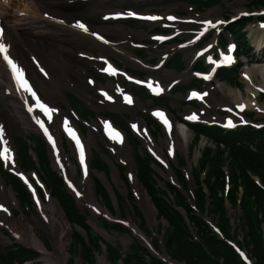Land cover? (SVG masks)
I'll list each match as a JSON object with an SVG mask.
<instances>
[{"label":"rangeland","instance_id":"374dc122","mask_svg":"<svg viewBox=\"0 0 264 264\" xmlns=\"http://www.w3.org/2000/svg\"><path fill=\"white\" fill-rule=\"evenodd\" d=\"M53 0H39L40 3L46 4L49 7L52 8L54 5L52 3ZM60 2V0H58ZM65 1V0H64ZM111 3V6H108L105 4V0H92L90 3H73L71 5H67L63 7V11L66 14L64 17V24H68V21H70L71 18H81L90 24L96 26L101 30V26H110L111 27H117L118 25H124V21H102L99 19V15L102 11L108 10H116L121 9L124 7V2L117 3L113 2L112 0H109ZM255 2V3H253ZM109 3V4H110ZM172 5V4H171ZM187 5L185 3V7L182 3H180V6H178L177 10L180 13H187L184 16H196L198 14V17H205L206 14L213 13V16H219L224 17L227 22L222 21L223 26L220 27V36L223 39V42L227 40V38H230V32L232 29L237 25L238 22H246L243 25L242 31L244 34L247 32V35H249V40L247 39L246 43L242 40L239 43L238 52L242 55H239V57L236 58L238 61V64L241 65L239 68V71L236 73L233 67L227 69L223 68L220 70L213 71L214 80H207L205 78V74L212 73L210 71V67L212 64V61L208 59V55H214L215 59L216 57L221 56V52H226V47L221 48L217 50L216 53H211L210 51H206L201 57H202V63L199 64L198 62H195L194 67H189L194 63V51L201 50L200 47L195 48H189L187 47L183 42L184 39L190 38L189 35L197 30L200 26V22H192L189 24H180L176 25V29L178 31H183V39L175 38L171 39V41L165 42V45L167 46H173V50L171 52L170 58L174 60L171 62L169 59L166 61V64L161 67V71L158 69L156 71H150L149 69L144 70L137 67V69L146 72V74L161 82V84H166L170 81L171 77H180L182 80H180V84H186L184 87V90L178 88L175 89L171 94H168L169 92L163 93L162 92V98L159 97L156 98H149L147 95L144 94L141 90H138L136 93H138L141 97V103L139 101V97L135 96L134 98L137 100L136 105L131 106L132 102L130 100V103H124L123 99L119 96H117V99L113 102L109 103H102L98 100V98H95L97 96L96 94V88L95 86H88L83 84H77L76 80L73 79L75 85L73 88L66 85L64 82H60L61 78H63V73L72 74L67 69L66 64L68 65H76V69L78 67H83L84 70L89 74H94L96 78L99 77L98 74L94 71V66L92 62H89L86 59H78L76 57V53L78 51L85 52V53H93L94 55H105L110 58L116 59L119 62L123 63V58L117 54L116 51L113 52H105L101 48L97 46L93 47H86L84 46L81 41L76 37V35L72 32H54L53 34L45 33L47 29L49 28L45 26L44 22L38 21L35 23H28L26 21H20L19 18H12L9 13L11 11L10 8L7 9V13L3 14L5 17H3V21L5 24L6 29V35L7 37H10L9 40L12 43V47H16L20 50L21 43L19 39L22 38L23 42L29 47L28 54H34L38 57V59L41 61L44 67L49 72V75L54 76V83L56 86H52L48 93L50 96L48 98L55 104L60 107V109L63 112H68L70 117L74 119V115L70 112L66 105L67 99L69 104L72 106L74 112L78 115H80L83 119H89L91 122V127H88L86 124H81L80 129V138L85 144V148H88V152H86L87 162H88V168L91 174L92 179H100L105 183L104 181V175L100 171H96L95 169L91 168L90 162L93 157V155L98 154L100 158L108 165L110 172H109V182L112 184V187L117 189V191L123 196L122 201L118 203L117 205H107V208L105 209L103 199L100 197L99 193L95 192V197L97 198L101 208L103 211H101L97 215H93L88 207L85 205H82L80 201L75 197L73 192L67 187L66 180L63 178L61 174L57 172V170L53 167L52 168L57 172V174L63 179L64 181V188L66 187L67 192L73 197L76 205L78 208L84 209L88 213V219L86 221L95 228V232L100 235L104 240L107 242H110L113 245H117L119 247L118 255H116L115 252H112V250H109V254L115 256L114 261L117 264H125L123 257L126 253V246L129 245L131 238L138 239V242L140 244H143L145 247L151 248L149 249L150 253L154 256L157 253H160L162 257L166 258L168 257L169 260L167 262H173L174 264H190L189 262L174 257V252L176 250V247L178 245L180 246H187V243L189 241L199 242L200 240H203V236L208 235V231H202L200 229H196L193 227L192 224H190L188 219V213L191 212L192 214H195L197 217L203 219L205 223L208 225V227L212 230V232L221 240L224 239L223 231L225 230L229 233L231 232L233 238L227 239L226 244L230 245L231 248L243 259L247 260L246 258L250 259L251 262L255 261L254 257L250 254L251 249L253 248V244L249 243L248 245V252L245 247L240 246L237 241H242L243 239L248 238V234L251 236V240L257 242L259 241V238H264V224H263V217L262 213L260 211H257V218H255L252 215H245L244 214V208L242 206V200L243 195L245 200H247V206L251 207L250 197H247L245 194V186L242 183V180L239 179L236 187L231 188L232 184H228L229 180L231 179V173L232 171H237V169L233 168L231 157L227 150H223L222 152V162L220 164V172L221 176L219 179V182L222 181L221 185H217L215 187V195L217 198L222 199V202L224 201L225 206V218L228 222V227H224L221 225V218L223 215L218 214L219 209L215 207L214 201L210 197V191L209 187L210 185L214 184L216 182V176L214 174H209V168H210V162L209 158L212 156V153L208 154V160L206 163L201 167L200 169L196 168V164L199 161L200 157L204 154V148L208 145H205V139L201 138L199 140L196 139L195 135L193 134L192 130L189 128L187 129V137L182 138L181 131L183 126L180 125L175 119L177 117L178 121L183 120L186 122H205L208 124H217L219 126H222L227 113V108L231 107L233 111H239L237 107H240L238 103L240 101H243L245 103H249V99L252 98V96L249 93V88L253 90H257V88H260V91H257L258 94V106L257 107H245V111L243 113V120L242 121H235L233 122V128L238 126H244L246 124H251L255 127H260L258 130H261V127H263L264 130V88H262V74L260 70H255L253 75V81L248 82L245 78L243 72L246 69H250L254 66V64L258 61V66H264V60L263 54L264 52L262 49H259L260 44H256V38L254 37L256 34L260 35L262 34V41H264V31L259 26L258 21L262 20L261 17H264V5L260 2V0H220L219 3L213 5L210 8L207 9H199L197 10L196 7H194L192 4L189 3V5H192V9H188ZM110 7V8H109ZM199 11V12H197ZM203 11V12H202ZM87 13H92V17L88 18L86 15ZM234 24L233 26L228 25V23H231L230 21L232 19ZM223 20V19H222ZM264 20V19H263ZM13 24L12 26H10ZM8 25V27H7ZM63 25V23H61ZM10 26V27H9ZM34 27V30H40L38 33H32L29 28ZM145 30H150L149 26L144 27ZM102 31V30H101ZM169 30L163 29L162 32L157 28L158 34H166ZM246 31V32H245ZM103 32V31H102ZM156 32V31H154ZM107 34V33H106ZM27 35L28 38L25 36ZM110 35V34H108ZM147 35H139L138 37L142 40H149L147 38ZM112 38H117V36L110 35ZM257 37V36H256ZM239 40V41H240ZM116 41V40H114ZM36 43L40 47H42L43 51H39L36 48L32 47V45ZM147 43H149L147 41ZM223 44V43H222ZM236 44H238L236 42ZM126 45V44H124ZM123 45V47H124ZM246 47L247 49L243 48ZM157 49L150 51V54L148 55L147 59L152 58L153 56H156ZM153 51V53H152ZM160 53V52H158ZM138 56H141L143 58L147 57V51L145 49H141L136 52ZM22 55L25 56L24 52H22ZM159 55V54H157ZM200 57V58H201ZM198 58L197 61L200 59ZM49 59H52L53 63L49 62ZM156 60V59H155ZM155 60L153 63H155ZM113 61V60H112ZM170 61V62H169ZM28 62L29 58H28ZM57 62V63H56ZM114 62V65L117 68L125 70L128 73L135 74L133 70L124 68V65ZM153 66V65H151ZM166 66V68H165ZM198 68L201 70V74L192 76V71ZM160 72H166V74L169 73V78L164 77L162 75H159ZM36 77L38 79H41V75L37 73L35 70ZM218 75L220 76L219 79H217ZM74 76V75H73ZM171 76V77H170ZM145 77V76H141ZM123 77L120 75L118 77L119 83L123 82ZM204 84H203V82ZM113 82V79H106V83ZM125 82V79H124ZM45 83L49 84L50 82L45 79ZM127 87H131V89H136L135 85L126 82ZM35 87H37V82L34 81ZM61 88V94L59 95L58 89ZM193 87L200 89L201 93L205 90H211L210 94L215 96V99H212V102L214 105L206 106L205 102L197 97H192L189 95V93L192 91ZM216 87V89L214 88ZM1 89V87H0ZM65 90H74L76 94H80L81 97L79 99L82 101V103L79 101V99L72 95L67 94L65 98ZM91 92H94V94H91ZM241 93V98L238 96V93ZM182 93V94H181ZM168 95V96H167ZM210 95V96H211ZM92 98H91V97ZM164 97H168L169 99H165ZM0 104L2 106V110L5 112V114H8L7 120L9 125L11 126L9 130L10 140L11 144L13 146H16L14 143V139L17 142L18 138L21 137L22 139L26 138L27 142L31 146L32 149H36L35 140L33 137H31L29 134L36 132L34 128L26 124L24 121H22L19 114L14 113V106L10 104V98L8 95L6 96H0ZM65 98V99H64ZM88 99H91L90 101ZM156 102H159L160 104L164 106H168L173 114L169 113L173 116L172 118V129L174 132H178V138L182 141H185V143H176L174 150L170 151L169 147L166 144L167 140V134L163 131V128H161L159 121L157 118L153 115L152 111L150 110L152 107L156 106ZM169 102V103H166ZM189 102H193L195 105L194 107H191L189 105ZM221 103L225 104V106L220 105ZM84 104V105H83ZM87 109H90L97 113V117L94 116L93 113L88 111ZM193 106V105H192ZM200 110L201 116L199 119H193L189 117L188 110ZM103 116L105 118L110 119L111 125L116 126L117 129L120 132L126 133L127 136V142L130 149L126 150V147L122 149L123 153L119 154L117 153L118 147L114 148V145H120V141H113V139L108 138L104 135L103 130V123L102 121H108L109 120L105 118H101L100 116ZM144 119H142L141 117ZM175 116V117H174ZM137 117H140L144 122L147 119H151L152 121L146 122L147 127L150 132V136L154 143H157L158 150L160 152V156H157L156 154H153L150 149L147 147L146 144L141 141L140 137L135 133V131L131 128L130 121L133 119H136ZM148 117L147 119H145ZM122 118L124 122L120 123L118 120ZM118 119V120H117ZM76 121L79 123L80 120ZM54 122L58 123V118L54 119ZM75 123V122H74ZM77 126V125H76ZM122 130V131H121ZM98 131V132H97ZM43 141H45L40 133L37 134ZM90 135H93L94 138L91 141V144L85 143V140L89 138ZM193 138V142L192 141ZM136 139L138 140V144L136 142ZM197 141V143L194 145V143ZM69 139L67 137V134L65 132H61V147L69 155L71 163L75 166V169L77 171L76 177L81 178L83 174V167L80 165V163L77 161L76 156L72 155L71 153V146L69 144ZM46 143V141H45ZM112 143V145H110ZM263 144H264V134H263ZM46 149H48V145L46 143ZM200 147V148H199ZM42 146L38 147L34 152L29 150L32 156H35V152H39ZM203 148V149H201ZM214 148V147H211ZM117 149V150H116ZM130 153L131 157L133 158L137 152H141L144 150L146 153L151 155L153 159L156 161L158 166L160 168H155L156 172L162 175V177L167 181V183L171 184L173 186L172 189H170V195H168L167 189L164 187L162 182H158V186H160L165 193H167L168 202L171 208L177 209L178 213L183 217L185 223L187 224V229L189 232V236H177L178 242L173 241L172 244L168 243L167 240V232L166 227L163 226V220H166L162 218V216H157L155 213V218L153 213H148L144 210L143 205L139 201V197L137 194V191L142 192V189H145L149 198L151 199V195H153V192L147 188L144 182H142L141 178H137L136 175V169H135V162L133 159V163L129 164L128 162H125L123 160V156L126 155L124 152ZM49 149L47 151L48 159L50 160L48 154ZM180 158L184 159V164L177 163ZM17 163L20 166V160L17 158ZM0 163L6 171L8 169L5 167L2 159L0 158ZM52 163V162H51ZM177 164V167H176ZM23 171L26 175L29 176L30 180L35 185V188L39 195L42 197L43 200H46V188L43 186L42 181L40 178L48 185V182L46 181L45 177L43 176L42 172H40L38 169L36 171L34 170H26L23 165L21 164ZM117 166L124 170L123 174H119V171L117 169ZM227 171V174L223 172V169ZM41 170H43V167H41ZM177 171L181 173L182 179L178 177ZM33 172L36 173L37 177L38 175L40 178H36L33 175ZM246 172L251 175V178L253 181L258 185L264 188V173L259 174L256 171H253L251 168L246 169ZM238 173V171H237ZM12 174H2L0 173V182L3 181L4 185L6 187H10L9 182L12 184V190L16 191L17 197L20 196V191L17 188V181H20V179L15 176L16 178L11 177ZM14 176V175H13ZM239 177V176H238ZM60 178V179H61ZM61 179V181H62ZM6 180V182H5ZM22 181H20L21 183ZM23 183V182H22ZM24 185V184H23ZM29 192V195L31 197L30 204L19 203L17 205H14L11 200L8 199L7 204L11 205V208L13 210V215L6 219L5 224L2 225V219H0V247L9 246L8 249L10 251H14L19 249V245H24L19 238V234L21 233V229L16 226L15 220L20 219L21 216H24L23 218H28L30 220L32 218V215L35 214V200L32 198V193L28 186L24 185ZM230 192H234V200L226 202V194L230 190ZM48 191V190H47ZM130 192V195L128 193ZM201 193L202 195L201 197ZM178 195H181L183 197V200L185 204L187 205L189 212L183 206L182 204L178 203ZM113 197V196H112ZM201 198V203L198 205L199 200ZM115 198L113 197V200ZM152 200V199H151ZM19 205V206H18ZM106 205V204H105ZM136 209H138L141 212L143 224L141 223L140 217L136 214ZM106 210L109 212V214L105 213ZM185 211L182 213V211ZM199 210H201L199 213ZM127 220H131L133 226L136 228V230L142 235L139 236L136 233H134V230L132 229V226L127 225ZM108 222L115 227L121 225L122 228H124L126 231L120 232L119 230H116L114 228H107V230L103 229L101 227L102 222ZM167 221V220H166ZM168 222V221H167ZM249 223H251V226L254 230V233L251 228H249ZM70 225V224H69ZM72 225V231L69 236V242H68V249H67V259L68 261L73 260L70 262L71 264H86L85 261L82 259V255L80 254V246L77 245V254L74 256V252L76 250V247L73 245L72 241V233L73 230H78L80 233L84 236L85 240L88 241V237L86 233L75 226L73 223ZM70 225V226H71ZM130 225V224H129ZM245 226V227H244ZM37 237L41 240L42 243L47 247L48 250L52 251L53 246L51 243V240L48 238L47 235H43L42 233H39L40 231L35 227H32ZM203 228V227H202ZM97 230L103 232V235H101ZM105 232H104V231ZM94 238L95 235H93ZM156 241V243H155ZM103 245V248L101 246ZM25 247L31 251V253H37V255H33L30 258H25L22 261L20 259H17L14 264H49L47 261L42 259L40 257V254L31 249L30 247ZM89 247H92L89 245ZM236 247L242 251L243 253L239 252ZM30 248V249H29ZM106 248V249H105ZM223 255H226L227 252L225 250H222ZM196 252L195 250H192L191 255H194ZM39 254V255H38ZM108 254V249L106 245L103 242H100V251L95 252V256L92 260L94 264H103L100 263L102 259H104L105 264H111V258ZM166 255V256H165ZM197 257L196 264H201ZM146 262L148 261L147 256L145 257ZM67 261V262H68ZM223 261V259H221Z\"/></svg>","mask_w":264,"mask_h":264},{"label":"bare ground","instance_id":"6f19581e","mask_svg":"<svg viewBox=\"0 0 264 264\" xmlns=\"http://www.w3.org/2000/svg\"><path fill=\"white\" fill-rule=\"evenodd\" d=\"M92 2V0H89L87 3ZM109 0H105V4L110 6ZM17 7L15 10H23L26 11L29 14H37L40 17H42L39 13H42L45 11L43 8L44 6L37 2V0H0V15L3 16V14L7 13L8 8ZM57 2L54 4V7H52V10L56 13H60L59 9L56 7ZM20 8V9H19ZM104 13V12H103ZM102 14V13H101ZM88 18L92 17V13H87L86 15ZM101 16V15H100ZM4 17V16H3ZM219 16H214L213 18H210L209 15L205 17H200V20L203 22H214L213 25L217 26L219 25L220 20ZM49 21V22H48ZM47 24L49 25V28L45 33L53 34L54 32H72L76 35V37L81 41V43L86 47H92V46H103L101 48L112 51L116 49H121L122 46L119 44H114V42L110 43L107 42L104 45L100 44L96 40H94L91 36L85 35L79 32H75L72 29L67 28V26H60L55 24L54 21L48 20ZM35 23V22H33ZM34 27L31 26L29 28L32 33H38L40 30H34ZM101 29L103 32L107 34L117 35V41L123 40L124 36H121V34L124 32V26H117V27H111L110 26H101ZM264 31V29H262ZM27 38L28 36L25 35ZM257 36V37H256ZM256 38V44H260L262 42L263 35H255ZM163 43V39L161 38L158 43V47H161ZM32 47L36 48L39 51H43L42 47L34 43ZM173 50V48L171 47ZM8 51L13 56L16 63H18V67L23 72L24 80L27 81V74L30 72L33 79L38 84V89L41 93L39 95L44 98L45 100H48L45 95H47V89H50L52 86H56L54 83V76L53 79L51 78V84H47L44 81L38 80L34 74V70H32L27 65V60L25 56L22 55V50L12 47V45L9 43ZM167 51H164L162 53H167ZM27 53V50L24 52ZM120 55V52L117 53ZM28 58L32 61H35V59L28 55ZM264 60V57L263 59ZM50 63H53L52 59H49ZM57 63V62H56ZM67 65V64H66ZM161 71V69H159ZM255 70H260L262 74V88H264V66H258V61L254 66L250 69H246L243 74L248 82L253 81V75ZM77 75L81 76V79L79 80L80 83H85L88 81V76L84 72L83 69H77L76 70ZM159 75H162L164 77H169V73L166 74V72H160ZM0 85L2 88L0 89V96L3 95H10L11 93L14 95L16 94L17 97L10 98V104H12L14 107V113L19 114L22 121H24L26 124L34 128L36 131L40 132L44 140L47 142L48 148H49V154L50 159L52 162L53 167L65 178L67 187L73 192L75 197L80 201L82 205H85L89 207L91 210V213L93 215L99 214L102 209L100 207V204L95 197V189L93 185V180L90 174V171L87 167V157L85 156L83 160H79L80 165L83 167V174L81 178L76 177V169L75 166L71 163L69 155L65 153L61 146H60V134L61 132H65L67 134V137L69 139V144L71 146V153L72 155L77 157V151L76 149L72 147L74 144V140L78 137H80V132L78 131V128L76 125H73L71 121L67 118V116L61 112V110L57 107H53L52 110L55 112L54 116H57L59 121L58 123H55L53 121V115L51 117L50 122L46 121L43 118V115L36 107L33 99L30 97V92H27L29 94L28 97H24L21 95L23 88L19 87L16 80L13 78V74L3 66V64L0 62ZM14 87H16V90H14ZM113 88L112 85H106L101 86L100 88L103 91H107V88ZM117 87L119 89V92L123 91V88L120 87V85L117 83ZM216 89V87H214ZM162 90V88H161ZM160 90V93H161ZM257 90H253L249 88V93L252 96L251 99H249V103H245L243 101H240L238 103L239 106H243V109L239 108V111H233L231 107L227 108V115L225 117V122L228 121H237V120H243V113L245 107H257L258 103V96L257 97ZM32 92V91H31ZM211 90L199 92V91H193L190 94H195L197 98L203 100L205 102L206 106L214 105L212 102V99H215L214 95L210 94ZM44 93V94H43ZM211 95V96H210ZM45 96V97H44ZM238 96L241 98V93H238ZM1 99V98H0ZM51 99V98H50ZM90 101V99H88ZM132 101H135L136 99L132 98ZM220 105L225 106V104L221 103ZM31 109V111L29 110ZM159 109H154L152 112L156 114ZM162 112L165 115H168L170 119H172V116H170L165 110H162ZM8 114H5V112L2 110V106L0 104V129L3 131L2 136L0 137V156L4 162L5 167L13 174L20 176L26 184L29 186L31 191L33 192L35 196V214L32 215V218L28 220V218H23L24 216H21L20 219L15 220V224L17 227L21 229V233L18 235L20 238V241L32 249L38 251L40 254V257L47 261L49 264H67V249H68V242H69V236L72 231V225L66 220V216L62 209L60 208L58 202L56 199L51 197L50 193L46 191V200H43L42 197L38 194L35 185L30 180L29 176L24 174L22 170L19 168V166L16 164V161L14 159V149L13 146L10 143V135L9 130L11 126L8 123L7 116ZM189 117H195L200 118L201 112L196 110H188ZM39 121V122H38ZM41 123L43 124V127H41ZM105 124V123H104ZM131 125L135 131V133L140 137L141 141H143L144 144L147 145V147L150 149V151L153 154H156L157 156H160V152L158 150L157 143H154L150 134L148 127L144 124L143 120L140 119V117H137L136 119L131 120ZM98 132V131H97ZM114 133L113 135L109 134V138L113 139L114 135H120V141L121 145H119V149L117 150V153L122 154V149L126 147L127 149H130L126 145H128L127 137L123 132H120L114 127ZM167 134V140L166 144L169 147L170 151L174 150L176 143H185V141H182L178 138V132H174V130H171L169 132H165ZM182 138L187 137V129L185 127L182 128L181 131ZM94 136L90 135L87 141L85 140L86 146L87 144H91V141L93 140ZM114 141V140H113ZM7 146L6 149H4V146ZM112 145V144H110ZM115 148V147H114ZM125 150V154L123 156V160L125 162H128L129 164L133 163V158L131 157L130 153H127ZM86 152H88V148H86ZM34 176L35 173H33ZM142 192L137 191L139 201L143 205V208L148 213H153L155 218V213L157 214V210L152 203V200L149 198L147 192L145 189H142ZM8 199L12 201L14 205L18 204L17 198L15 193L9 188L6 187L3 183V181L0 182V219H2L1 224L6 225L5 221L12 215V209L11 205H7ZM107 213V212H106ZM71 226H70V225ZM130 224V225H129ZM35 227L40 231L39 233H42L43 235H47L48 238L51 240L53 250H48L44 243L41 242V240L37 237L32 227ZM127 225L132 226L134 233H136L139 236H142L136 228L133 226L131 220H127ZM1 226V225H0ZM100 263L105 264L104 259L100 261Z\"/></svg>","mask_w":264,"mask_h":264},{"label":"trees","instance_id":"16d2710c","mask_svg":"<svg viewBox=\"0 0 264 264\" xmlns=\"http://www.w3.org/2000/svg\"><path fill=\"white\" fill-rule=\"evenodd\" d=\"M198 2L200 5L209 6L212 3H216L219 0H194ZM261 3L264 4V0H260ZM255 3V2H253ZM243 23H240V27ZM240 27L237 29L238 35V43L244 40V37L240 33ZM242 38V40H240ZM240 40V41H239ZM246 48V47H243ZM122 123V122H120ZM192 130L195 132V137L198 139L199 134L207 135L213 142L214 148L210 146H206L204 148V154L201 156L198 162V169L203 167V165L208 160V154L212 153V156L209 158L210 168L209 174H214L216 176V182L209 187L210 197L214 201V205L220 211L218 214L223 215L221 218V225L224 227H228L227 219L225 216V206L224 201L222 199L217 198L215 195V187L217 185H221L222 181L219 182L221 172H220V164L222 162V152L223 150H227L234 169L237 171H232L231 179L229 183L232 184L231 188L236 187L239 179L242 180L243 185L245 186V194L247 197H250L251 207L247 206V200H245L243 195L242 206L244 208L245 215H252L257 218V211L262 213V217L264 216V188L258 186L251 175L246 172V169L251 168L253 171H256L259 174L264 173V144H263V134L264 130H254L251 127L240 128L235 131L223 132L217 127H206L203 125H190ZM38 147L42 146L39 152H36L40 163L44 166V171L46 174V180L48 182V186L51 189V193L56 197L60 206L64 210V213L68 220L74 225L82 228L88 237V241L85 240L84 236L78 230H73L72 233V241L73 245L76 247L80 246V254L82 255L83 261L86 264H94L93 258L95 256V252L100 251V242H103L107 249L108 254L111 249L112 252H115L118 255L119 247L117 245H113L110 242L104 240L100 235H98L94 228L86 221L87 213L77 207L73 197L66 191L61 179L57 176V174L51 169L49 160L47 158V153L43 143L39 140L38 137H35ZM196 143V142H195ZM194 143V144H195ZM18 150L21 153V157L23 158V166L25 168L34 167V163L31 160V157L28 155V143L26 139L18 138ZM136 160V168L138 178H141L142 182L145 183L147 188L153 192L151 195L152 203L154 204L157 210V216H162V218L168 221V225L166 227L167 240L169 244H172L173 241H177V236H189V232L187 229V224L185 223L183 217L178 213L176 209L170 207L167 197V193L158 186V182H162L164 187L170 190L173 188L169 183L163 180L153 168V160L152 158L141 152H137L135 155ZM183 163V160L180 161V164ZM97 166L103 167L107 170L106 165L101 161H97ZM178 177L182 179V175L177 171ZM239 176V177H238ZM221 180V179H220ZM96 191L99 193L100 197L103 199V202L106 205H112L108 193L105 191L101 183L95 180ZM227 193V200H234V192ZM24 201L30 202V197L28 193L24 190L21 191ZM130 195V194H129ZM204 195L201 193V197ZM118 203L122 201V197L119 193H117ZM178 203L185 206L187 211L189 209L185 204L183 197L178 195ZM201 203V198L199 200L198 205ZM113 206V205H112ZM201 210H199L200 212ZM201 213V212H200ZM136 214L140 217L141 223L143 224L141 212L136 209ZM188 219L190 224L193 225L194 228L200 229L202 231H208L209 236H203V240L197 242L189 241L187 246L176 247L174 252V257L183 259L190 264H196L197 257L198 260L202 262L201 264H249L247 261L243 260L232 248L230 245L226 244L227 239H232L233 236L231 232H225L224 239L221 240L218 238L212 230L208 227L205 221L195 214L191 212L188 213ZM264 224V217H263ZM101 227L114 228L119 230L120 232L126 231L122 228L121 225L115 227L114 225L103 221ZM203 227V228H202ZM245 227V226H244ZM249 228L254 230L249 223ZM95 235L96 238L93 237ZM156 243V241H155ZM240 246L246 248L248 252H250L247 248L249 243L253 244V248L251 249L250 254L254 257L255 261H252L251 264H264V238H259V241L255 242L251 240V236L248 234V238L243 239L242 241H237ZM91 245L92 247H89ZM102 246V244H101ZM9 246L0 247V264H14L17 259L21 261L25 258H30L33 255H37V253H31L26 247L19 245V249L10 251L8 249ZM106 249V248H105ZM192 250H195V254L191 255ZM222 250L227 252L226 255H223ZM77 254V247L74 252V256ZM110 255L111 264H117L114 259L115 256ZM147 256L148 261L146 262L145 257ZM223 259V261H221ZM125 264H167L158 257L152 255L147 247L138 242V239L131 238L130 243L126 246V253L123 257ZM16 261V262H21ZM73 260L67 262V264H71Z\"/></svg>","mask_w":264,"mask_h":264},{"label":"snow or ice","instance_id":"6c2138e0","mask_svg":"<svg viewBox=\"0 0 264 264\" xmlns=\"http://www.w3.org/2000/svg\"><path fill=\"white\" fill-rule=\"evenodd\" d=\"M169 19H171V17ZM75 26L80 28V29L87 31V29L85 28V26L83 24L77 23ZM2 32H3V30L0 29V35H2ZM0 53H4V59L8 63L10 70L13 72V78H14V80H16L18 86L23 88L24 91L31 93V88L28 85L27 81L24 80L22 70L9 58V56L7 55V48L2 43H0ZM226 59L230 61V57H228ZM31 94L33 96L35 95L34 93H31ZM193 95H195V94H193ZM40 107L42 108V110L47 111V109H44L43 105H41ZM242 109H243V106H241V110ZM29 110L31 111V109H29ZM191 118H195V117H190V119ZM226 126L232 127L233 125H232L231 121H229L226 124ZM41 127H43L42 123H41Z\"/></svg>","mask_w":264,"mask_h":264},{"label":"water","instance_id":"95a60500","mask_svg":"<svg viewBox=\"0 0 264 264\" xmlns=\"http://www.w3.org/2000/svg\"><path fill=\"white\" fill-rule=\"evenodd\" d=\"M100 233H102V232H100Z\"/></svg>","mask_w":264,"mask_h":264}]
</instances>
